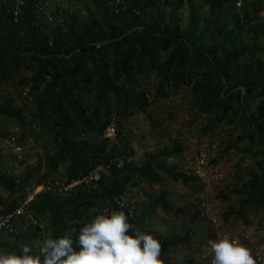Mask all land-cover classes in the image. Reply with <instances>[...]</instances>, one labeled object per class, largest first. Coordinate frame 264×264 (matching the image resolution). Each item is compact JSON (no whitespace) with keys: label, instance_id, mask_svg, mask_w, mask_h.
Returning <instances> with one entry per match:
<instances>
[{"label":"trees","instance_id":"obj_1","mask_svg":"<svg viewBox=\"0 0 264 264\" xmlns=\"http://www.w3.org/2000/svg\"><path fill=\"white\" fill-rule=\"evenodd\" d=\"M45 1L0 0V92L22 73L18 83L28 88L34 105L29 116L33 126L20 138L0 128V142L19 144L33 134L48 146L46 151L43 144L45 160L40 162L45 174L37 179L27 169L21 180L0 154V189L15 195L5 204L0 198L5 205L0 216L21 206L30 195L26 187H39L46 177L61 173L59 179L68 184L98 167L105 172L95 189L80 185L61 195L55 191L62 184L56 181V186L51 178L52 185L26 208L32 217L44 218L46 226L17 219L14 228L21 231H1L12 242L0 238V249L18 252L42 232L64 234L89 221L93 208H116L117 198L125 200L126 191L139 181L157 185L165 175L185 183L184 174L161 164L183 152L179 142L136 166L130 142L120 132L115 143L103 137L113 114L121 127L122 121L146 114L151 103L182 87L189 89L191 108L206 120L204 134L217 125H237L243 134L236 143L255 145L264 159V0H241L239 8L237 0H66L81 6L51 11ZM11 104V99L0 98V126L1 119H11L24 127V117ZM230 194L238 198L239 209L225 218H240L253 209L261 212L264 223V162L261 171L251 170ZM166 198L161 194L150 208L168 213L172 209ZM123 210L145 230L148 207L138 211L127 203ZM193 231L161 243L159 260L189 242Z\"/></svg>","mask_w":264,"mask_h":264},{"label":"rangeland","instance_id":"obj_2","mask_svg":"<svg viewBox=\"0 0 264 264\" xmlns=\"http://www.w3.org/2000/svg\"><path fill=\"white\" fill-rule=\"evenodd\" d=\"M45 4L44 7L48 11L57 8L72 10L81 6L80 2H73L70 6L66 0H47ZM262 8L261 16L264 18V4ZM182 16L185 18V13ZM20 75L22 76V73L18 74V77ZM18 77L0 92V98L11 99L12 111L19 110L24 117V127L19 126L16 120L1 119L2 131L14 135V138H20L22 132L33 126L29 116L34 112L28 88L18 83ZM150 79L149 92L153 95L155 78ZM189 101V89L182 87L179 91L170 93L167 99H158L151 103L146 114H136L125 123L122 121L121 127L117 125V116L112 115L111 121L117 134L120 132L122 137L130 142L129 146L134 152L133 160L128 162L131 161L136 166H140L148 155L168 148L173 142H179L184 149L180 155L161 161V164L168 170L184 174L185 183L172 182L165 175L157 185L139 181L136 186L126 191L125 201L138 211L149 208L150 211L146 212L145 230L151 232L160 244L165 240H180L184 232L193 228L191 240L173 247L161 259L160 264H209V258L204 251L205 242L224 235L239 240L250 251L255 264H264V223L261 212L250 209L240 218H237V215L225 218L227 213L239 209L238 198L231 195L230 191L239 188L247 180V173L251 170L261 171L264 159L259 157L255 145H250L245 140L236 143V138L243 134L237 125H217L211 132L204 134L202 130L206 120L196 114ZM116 139V136L105 138L110 143H115ZM43 144L46 145L47 151L48 146L43 139H35L33 134H29L25 135L23 142L19 141V144L7 140L0 142V154L4 161L15 168L14 174L20 175L21 180L27 177V169L33 171L37 179L45 174L44 166L40 165V162L45 160ZM16 148L20 149L18 154ZM118 167H121V164ZM104 172L105 170L98 169V176ZM60 174H54L51 177L53 180L46 177V184L42 182L39 186L41 189L26 187L25 194H30L26 199L31 197L34 201L35 196L42 192L45 186L49 183L52 185V181L54 184H63L59 179ZM55 192L58 195L66 194L60 190ZM163 193L167 195V203L172 209L168 213L160 211L157 207L150 208L153 201ZM223 196L229 198L224 199ZM0 198L5 204L8 199H14L15 195L0 189ZM4 204L0 202V210ZM45 221L44 218H35L33 225L43 228L46 226ZM22 222L24 225L29 224L24 220ZM18 227H23V224ZM15 230L16 233L21 231L16 228ZM3 234H0L2 240L12 242V238ZM46 236L49 235L42 232L32 245Z\"/></svg>","mask_w":264,"mask_h":264},{"label":"clouds","instance_id":"obj_3","mask_svg":"<svg viewBox=\"0 0 264 264\" xmlns=\"http://www.w3.org/2000/svg\"><path fill=\"white\" fill-rule=\"evenodd\" d=\"M114 209L93 208L91 219L59 236H46L19 251L0 249V264H160L161 245L154 235L130 222L117 198ZM209 264H255L250 251L228 235L208 239Z\"/></svg>","mask_w":264,"mask_h":264},{"label":"built area","instance_id":"obj_4","mask_svg":"<svg viewBox=\"0 0 264 264\" xmlns=\"http://www.w3.org/2000/svg\"><path fill=\"white\" fill-rule=\"evenodd\" d=\"M240 4H241V0L235 1V6L237 8L240 7ZM116 134L117 132L114 128V124L111 121L105 129L103 133V137L106 139L114 138ZM13 142L14 140L12 139L11 143ZM19 152H20V149L16 148V153L18 154ZM100 168L101 167L96 168L94 171H92L90 174H88L86 177L82 179L71 181L68 184H62L59 190L67 194L71 192V190H73L75 187L80 186V185L85 186L86 188L95 189L96 188L95 183L99 181V177H100V175L98 176V169ZM101 169L104 171L103 168ZM55 185L59 186L58 183H56ZM39 188L41 189V187H38V189ZM32 201L33 199L29 197L28 199H26V201L21 206L16 208V210H14L12 213L7 214L5 216H0V232L2 231L6 233H13L15 231L14 222H16V220L19 218L24 219L26 222L30 224H34L35 218L26 213V208H28L29 203H31Z\"/></svg>","mask_w":264,"mask_h":264}]
</instances>
